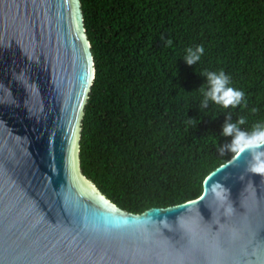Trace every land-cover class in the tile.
<instances>
[{
	"label": "water",
	"instance_id": "water-1",
	"mask_svg": "<svg viewBox=\"0 0 264 264\" xmlns=\"http://www.w3.org/2000/svg\"><path fill=\"white\" fill-rule=\"evenodd\" d=\"M94 72L80 0H0V264H264V179L246 153L197 198L140 214L82 174Z\"/></svg>",
	"mask_w": 264,
	"mask_h": 264
},
{
	"label": "trees",
	"instance_id": "trees-1",
	"mask_svg": "<svg viewBox=\"0 0 264 264\" xmlns=\"http://www.w3.org/2000/svg\"><path fill=\"white\" fill-rule=\"evenodd\" d=\"M80 4L95 69L81 124L82 174L131 214L197 198L205 176L233 155L218 150L231 140L221 135L225 118L245 117V131L264 123V0ZM201 45V59L187 65L186 49ZM205 70H223L244 92L241 105L203 108Z\"/></svg>",
	"mask_w": 264,
	"mask_h": 264
},
{
	"label": "clouds",
	"instance_id": "clouds-1",
	"mask_svg": "<svg viewBox=\"0 0 264 264\" xmlns=\"http://www.w3.org/2000/svg\"><path fill=\"white\" fill-rule=\"evenodd\" d=\"M167 45H171L172 41L169 39L166 41ZM204 53L203 46H197L195 49L187 48L186 55L184 56V62L192 66L197 63ZM200 75L206 78V83L202 84L197 91L202 95L203 100L201 106L207 108L209 101L216 105L221 106L224 109L229 107L236 108L241 105L244 100V92L235 89L230 86V79L224 73L223 70L216 71H203ZM183 90V89H182ZM246 106V101L244 102ZM255 112L256 109L251 110ZM215 118V116L213 117ZM198 120L186 119V124L196 126ZM247 123L245 117L241 116L236 122H231V118L226 117L225 122L222 125L221 135L225 137H231L230 142L223 146H218V150L221 155L226 152L232 153L231 166H236L235 162L247 154L245 160L244 173L257 174L264 179V123L254 124L250 131L242 130L240 125ZM187 131V129H186ZM207 139L211 143L217 146V139L209 134ZM240 180L244 179V174L239 177ZM248 183H251L249 181ZM216 187L212 189L214 198L220 201L222 204L229 201V189L225 188L220 183H215ZM226 214H230L234 211L231 203L224 209Z\"/></svg>",
	"mask_w": 264,
	"mask_h": 264
}]
</instances>
